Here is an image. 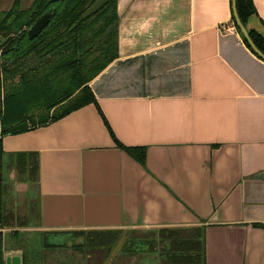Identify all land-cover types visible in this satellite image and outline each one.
Here are the masks:
<instances>
[{
  "label": "crops",
  "instance_id": "1",
  "mask_svg": "<svg viewBox=\"0 0 264 264\" xmlns=\"http://www.w3.org/2000/svg\"><path fill=\"white\" fill-rule=\"evenodd\" d=\"M253 3L246 27L264 35V0ZM116 12L117 54L88 81L97 106L1 137L0 211L23 194L7 223L33 237L201 225L204 264H264V61L236 31L231 1L116 0ZM97 107L118 142L144 146L143 164ZM19 151L36 153V181L11 180ZM2 252L22 264L19 246Z\"/></svg>",
  "mask_w": 264,
  "mask_h": 264
},
{
  "label": "trees",
  "instance_id": "2",
  "mask_svg": "<svg viewBox=\"0 0 264 264\" xmlns=\"http://www.w3.org/2000/svg\"><path fill=\"white\" fill-rule=\"evenodd\" d=\"M20 1L11 0L7 8L0 9L1 201L6 192L7 162L1 137L44 125L88 103L97 106L88 81L117 54L116 0H107L82 19H79L80 13L93 0H31L26 7H21ZM235 1L238 18L257 49L264 53V35L246 27L248 16L255 13L253 0ZM43 13L48 15L46 24L28 38L26 28ZM231 18L249 48L234 22L232 11ZM97 109L114 143L143 164L144 146L118 142ZM14 156L13 166L20 175L28 181H36V153L19 151ZM0 217H3L2 211ZM66 232L72 240H77L70 247L82 252L84 257L97 251L105 258L121 233L131 232L133 234L126 237L119 250V255L131 258V262L140 255L142 261L151 264H204L201 225L147 228L143 233L136 228ZM1 241L0 233V264H3ZM43 246L48 249L59 243H48L43 237ZM26 255L21 253L22 264H29Z\"/></svg>",
  "mask_w": 264,
  "mask_h": 264
},
{
  "label": "rangeland",
  "instance_id": "3",
  "mask_svg": "<svg viewBox=\"0 0 264 264\" xmlns=\"http://www.w3.org/2000/svg\"><path fill=\"white\" fill-rule=\"evenodd\" d=\"M31 0H21L20 1V6L21 7H26L29 5ZM11 3V0H0V9H4L7 8ZM2 40V37H0V41ZM10 170L12 171V179L11 180H15L17 177L16 175L19 176L20 172L18 169H16L15 167L12 169L10 168ZM9 170V171H10ZM18 181V180H16ZM8 189V182H6V190ZM22 202H23V194L20 191H15L14 195H11L8 199V201H6L5 205L2 206V210L3 211H8L3 212V217L1 220L2 227H5V231L1 232V237H2V241H1V247H5L7 248V246H19L20 250L22 252H25L27 255L25 257V260L27 258V256H29L30 258L28 259V261L30 260V262H35V263H41V262H50V261H54V260H68V261H72V262H79V260H83V261H100L103 259V262H110L111 264H118L116 263L118 260L121 261V263H125V264H132L131 263V258H126L124 256H120L119 255V250L121 248V245L123 244V242L125 241L126 237L128 235H131L133 233H129V232H122L121 235L119 236V238L117 239V241L115 242V245L113 246V248L110 250L109 254L103 258L102 257V253L99 252H94L93 255H91L90 258L87 259V256L84 257L82 256L78 250L71 248V244L72 242H77L76 239L72 240L70 238V236L67 234L63 235V234H55V235H47L45 237V240L48 243H59V246H51L48 249L44 248L43 246V237L40 235L33 237V232H30L27 234L26 232H20L19 231V226L15 227V223L14 222L12 225H9L7 223V220L9 219V211L14 210L16 217L19 216L22 212ZM12 207L13 209H10V207ZM1 210V209H0ZM12 214V212H10ZM20 217H17V220ZM142 233L145 230V228H140ZM11 232H15V234H18L19 238H17L18 240H16L15 238L9 237V235H7V233ZM32 237V238H31ZM31 238V239H30ZM70 238V239H69ZM14 239V241H12ZM62 242V243H60ZM64 243L66 245H64ZM70 243V245H68ZM27 244V245H26ZM27 246V247H26ZM38 248L40 249V251L38 252ZM28 250V251H25ZM54 253V254H52ZM101 258V259H100ZM135 262V264H146V262L142 261L140 259V255L136 258H134L133 263ZM151 264V263H148Z\"/></svg>",
  "mask_w": 264,
  "mask_h": 264
},
{
  "label": "water",
  "instance_id": "4",
  "mask_svg": "<svg viewBox=\"0 0 264 264\" xmlns=\"http://www.w3.org/2000/svg\"><path fill=\"white\" fill-rule=\"evenodd\" d=\"M107 0H93L79 15V19H82L89 14L93 13L95 10H97L101 5H103ZM231 1V11H232V17L234 18V22L236 26L238 27L239 31L241 32V35L245 38L247 44L249 45V48L253 53L259 58L264 61V53L262 51H259L253 41L251 40L249 34L246 31V28L244 25H242L240 19L237 16L236 13V1L235 0H230ZM48 20V15L47 13H43L42 15L38 16L37 18L34 19V21L26 28V34L28 38H32L35 36L41 28L46 24ZM70 245V243L68 244ZM9 258H6V264H10ZM16 262L18 264V257L13 256L11 258V262Z\"/></svg>",
  "mask_w": 264,
  "mask_h": 264
},
{
  "label": "built area",
  "instance_id": "5",
  "mask_svg": "<svg viewBox=\"0 0 264 264\" xmlns=\"http://www.w3.org/2000/svg\"><path fill=\"white\" fill-rule=\"evenodd\" d=\"M5 227H2L1 225H0V232H4L5 231ZM7 230V229H6Z\"/></svg>",
  "mask_w": 264,
  "mask_h": 264
}]
</instances>
